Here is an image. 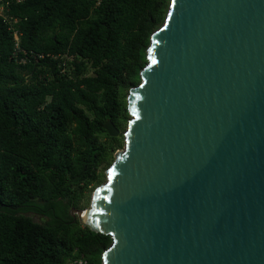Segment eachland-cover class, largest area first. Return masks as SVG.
Here are the masks:
<instances>
[{
  "label": "water",
  "instance_id": "1",
  "mask_svg": "<svg viewBox=\"0 0 264 264\" xmlns=\"http://www.w3.org/2000/svg\"><path fill=\"white\" fill-rule=\"evenodd\" d=\"M150 41L123 150L72 212L111 237L103 264H264V0H171Z\"/></svg>",
  "mask_w": 264,
  "mask_h": 264
},
{
  "label": "trees",
  "instance_id": "2",
  "mask_svg": "<svg viewBox=\"0 0 264 264\" xmlns=\"http://www.w3.org/2000/svg\"><path fill=\"white\" fill-rule=\"evenodd\" d=\"M2 1L27 55L0 18V264H103L111 237L71 212L122 145L103 125L129 115L171 0Z\"/></svg>",
  "mask_w": 264,
  "mask_h": 264
},
{
  "label": "rangeland",
  "instance_id": "3",
  "mask_svg": "<svg viewBox=\"0 0 264 264\" xmlns=\"http://www.w3.org/2000/svg\"><path fill=\"white\" fill-rule=\"evenodd\" d=\"M132 89V88H131ZM130 89V90H131ZM130 90H129V92H130ZM129 92L127 93V95H126V97L128 98V96H129ZM131 119V116L130 115H128L127 117H126V119H123V118H121V120L119 121V124H115L114 126L116 127V129L117 130H119V134H118V137L119 136H123V141H122V145H121V147L119 148V149H117L116 151H115V154H114V157H115V155L117 154V153H119L120 151H122L123 150V147H124V133L126 132V130H127V127H128V122H129V120ZM107 141H108V138H107V136H106V134H101L100 136H99V142L101 143V144H106L107 143ZM114 162V161H113ZM113 162L110 164V165H108L105 169H104V173H105V178L103 179V183H101V184H104L105 182H106V180H107V173H106V171H108L109 170V168H110V166L113 164ZM98 186H95L94 188H93V190H91V192H90V194H89V196H88V198H85L82 202H81V209L79 210V211H81V212H86V211H89L91 208V203H92V196H93V193H94V191L96 190V188H97ZM74 216H76V213L73 211V212H71ZM26 216H28V217H30V218H32L35 222H41V220H42V218L40 217V216H38V215H35V214H32V213H28V214H25Z\"/></svg>",
  "mask_w": 264,
  "mask_h": 264
},
{
  "label": "built area",
  "instance_id": "4",
  "mask_svg": "<svg viewBox=\"0 0 264 264\" xmlns=\"http://www.w3.org/2000/svg\"><path fill=\"white\" fill-rule=\"evenodd\" d=\"M7 10V3H3L2 0H0V18L6 22L8 24V28L9 30L12 32V35H13V39H14V42H15V52H14V56L16 58V60L18 59L19 57V53H23V55H27V52H25L24 50L22 51L20 48H19V38H20V33L18 32V28H16V24L18 23L19 20L17 19H14V18H8L7 17V12L5 13V11ZM19 54V55H18ZM31 54L33 55V53L31 52ZM35 57L37 58H44L43 55H36L35 54ZM52 59H55L56 57L55 56H50ZM20 62L24 63L25 62V59L21 58L20 59Z\"/></svg>",
  "mask_w": 264,
  "mask_h": 264
},
{
  "label": "bare ground",
  "instance_id": "5",
  "mask_svg": "<svg viewBox=\"0 0 264 264\" xmlns=\"http://www.w3.org/2000/svg\"><path fill=\"white\" fill-rule=\"evenodd\" d=\"M128 128V127H127ZM119 131V130H118ZM127 131V130H126ZM126 133V132H125ZM118 137V136H117ZM124 144H125V142H124ZM92 209H90L89 211H91ZM79 211V210H78ZM84 212H81V214H83ZM78 218V217H77Z\"/></svg>",
  "mask_w": 264,
  "mask_h": 264
}]
</instances>
